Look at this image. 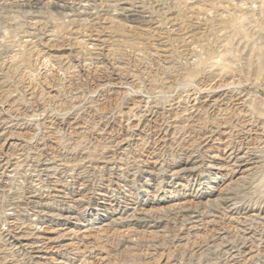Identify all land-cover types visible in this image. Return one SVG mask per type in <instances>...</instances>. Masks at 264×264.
I'll return each instance as SVG.
<instances>
[{
	"label": "rangeland",
	"instance_id": "obj_1",
	"mask_svg": "<svg viewBox=\"0 0 264 264\" xmlns=\"http://www.w3.org/2000/svg\"><path fill=\"white\" fill-rule=\"evenodd\" d=\"M263 110L264 0H0V264H264Z\"/></svg>",
	"mask_w": 264,
	"mask_h": 264
},
{
	"label": "bare ground",
	"instance_id": "obj_2",
	"mask_svg": "<svg viewBox=\"0 0 264 264\" xmlns=\"http://www.w3.org/2000/svg\"><path fill=\"white\" fill-rule=\"evenodd\" d=\"M257 103V102H256ZM254 111H256L255 109H254ZM263 112H264V110H263ZM258 118V117H257ZM255 119V118H254Z\"/></svg>",
	"mask_w": 264,
	"mask_h": 264
}]
</instances>
